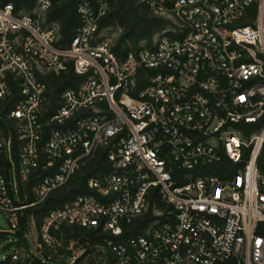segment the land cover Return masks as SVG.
<instances>
[{
  "label": "built area",
  "instance_id": "1",
  "mask_svg": "<svg viewBox=\"0 0 264 264\" xmlns=\"http://www.w3.org/2000/svg\"><path fill=\"white\" fill-rule=\"evenodd\" d=\"M141 1L173 25L123 61L98 33L109 0L79 5L81 27L68 49L56 46V30L45 24L51 0H36L31 14L0 3V99L12 94L10 74L23 96L10 113L18 173L26 180L49 172L35 189L37 203L99 147L110 148L112 172L89 181L96 195L52 211L42 240L57 252L51 226H102L116 264H264V126L244 136V127L264 122V0ZM255 5L254 25L241 26ZM70 63L90 75L78 90H64L60 107L46 115L42 77L65 73ZM44 115L45 124L60 127L45 161ZM12 146L0 132V157L11 158ZM225 159L238 170L193 178ZM16 175L7 182L0 171V210L10 227L1 233L11 237L31 206L19 197ZM155 193L170 209L155 210L143 235L118 242L122 224L144 215ZM18 254L15 245L13 262Z\"/></svg>",
  "mask_w": 264,
  "mask_h": 264
},
{
  "label": "trees",
  "instance_id": "2",
  "mask_svg": "<svg viewBox=\"0 0 264 264\" xmlns=\"http://www.w3.org/2000/svg\"><path fill=\"white\" fill-rule=\"evenodd\" d=\"M84 1L92 3L95 0H51V7L45 16V24L51 28H55L59 40L57 47L68 49L73 38L76 36L81 27V18L78 14V8ZM1 5L13 4L15 12H24L31 14L36 7V0H0ZM258 15L257 6L250 9L248 16L242 20L241 26L254 25ZM173 24L171 20L156 16L150 7L141 0H109V8L107 14L101 20L98 33L102 35L101 39H110V49L119 60L123 61L130 52L139 51L143 47L151 48L154 38L167 30ZM92 72V71H89ZM90 73L78 75L74 69V64L70 63L65 73L47 74L42 77L47 87L48 104L44 111L46 115L53 113L60 107V98L64 90H78L84 83ZM8 81L11 86L12 94L5 100L0 99V132L6 139L13 140L12 157H0V171L9 182L13 177V173H17L18 192L22 202L31 205L22 213L20 219L19 230L14 235V243L16 246L23 245L29 249V243L26 238L28 234L29 222L33 220L39 233L46 223V219L54 210L64 207L66 204L76 200L80 196L96 195V192L89 188V181L92 178L106 175L112 172L113 165L109 160V147H99L94 155L81 163L72 178L63 186L51 191L46 199L37 203L35 189L41 180L49 173L48 171L39 169L31 173L26 180H23L18 173V142L15 130V123L10 118V113L15 109L16 105L22 100L23 96L20 91L19 83L13 76L8 74ZM46 115L42 118L44 123L42 139L40 142V152L43 161L44 149L48 142L52 131L59 129L57 125L45 124ZM264 126V122L251 124L244 127V136L249 137L252 133L258 132ZM264 162V148L260 156V165ZM225 167L231 172H236L239 165H234L231 161L225 159L221 164L209 166L203 170L192 172L193 178L203 174L219 175L224 171ZM182 173L176 174L177 176ZM182 183V182H181ZM170 207L166 205L161 197L155 193L152 197L149 210L135 219L132 223L122 224V234L116 238L118 242L126 243L132 237L143 235L149 225L157 219L154 215L155 210L168 211ZM162 221L165 218H160ZM49 234L61 246L55 252L54 249L45 246L42 238L44 250L53 259L54 264H65L66 260L72 256L69 247L73 241L89 239L96 244H105V240L111 235L105 232L102 226L98 228H85L78 225L67 223L60 224L57 228L51 226ZM2 238H7V234H0ZM109 256H112L111 254ZM114 258V257H113ZM0 264H29V262H13L12 256L1 261ZM115 259H114V263Z\"/></svg>",
  "mask_w": 264,
  "mask_h": 264
},
{
  "label": "rangeland",
  "instance_id": "3",
  "mask_svg": "<svg viewBox=\"0 0 264 264\" xmlns=\"http://www.w3.org/2000/svg\"><path fill=\"white\" fill-rule=\"evenodd\" d=\"M10 229L6 214L0 210V234L2 231ZM29 249L23 245L18 246L19 258L16 262H29V264H54L53 259L49 257L42 248V233H39L33 220L29 222L28 234L26 236ZM15 238L7 234V238L0 235V262L11 256L15 250L13 241ZM72 256L68 258L65 264H113V256H109L104 244H96L89 239L73 241L69 249Z\"/></svg>",
  "mask_w": 264,
  "mask_h": 264
}]
</instances>
